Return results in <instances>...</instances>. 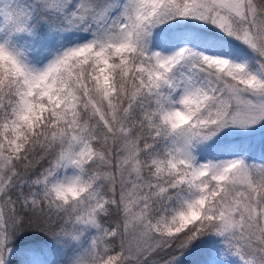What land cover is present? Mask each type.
Segmentation results:
<instances>
[{
  "label": "snow or ice",
  "instance_id": "snow-or-ice-1",
  "mask_svg": "<svg viewBox=\"0 0 264 264\" xmlns=\"http://www.w3.org/2000/svg\"><path fill=\"white\" fill-rule=\"evenodd\" d=\"M0 264H264V0H0Z\"/></svg>",
  "mask_w": 264,
  "mask_h": 264
}]
</instances>
